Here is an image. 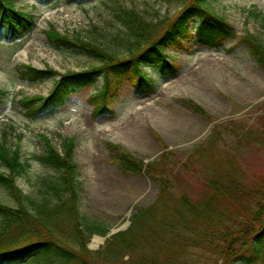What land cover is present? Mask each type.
<instances>
[{
    "label": "rangeland",
    "instance_id": "rangeland-1",
    "mask_svg": "<svg viewBox=\"0 0 264 264\" xmlns=\"http://www.w3.org/2000/svg\"><path fill=\"white\" fill-rule=\"evenodd\" d=\"M10 1L16 9L32 14L35 21V27L17 42L0 39V90L5 93L0 105V142L8 148L18 143L21 161L30 164L16 178L23 193L34 195L41 179L53 174L34 158L43 151L41 134L59 151L62 140L74 138L72 158L78 166L80 213L108 225L110 230L129 224L134 208L151 205L159 189L158 182L144 172H122L112 159L110 143L120 145L145 164L160 162L171 180L174 197L198 199L213 178H227L245 192L246 180L264 176V69L249 56L247 47L238 43L247 29L264 44V0L210 2V9L234 27L236 37L208 48L197 43L196 32L191 29L188 37L179 39L181 46L163 49L179 67L175 74L162 76L157 70L142 68L157 82L152 93L136 96L127 78H113L120 83L108 105L113 113L94 117L88 96L101 85L98 77L94 84L69 95L60 110L36 119L25 115L19 100L46 95L57 76L22 79L17 73L22 64L41 69L48 66L60 73L97 64L73 48L58 49L50 44L45 32L51 25L60 33L80 34L109 51L120 52L130 39L117 18L121 10H134L147 20H155L173 15L179 3ZM188 99L204 109L210 119L195 112L185 102ZM0 201L13 204L2 187ZM94 236L87 244L91 250L105 243L103 239L93 246ZM188 244V264H212L219 258L211 257L194 237Z\"/></svg>",
    "mask_w": 264,
    "mask_h": 264
},
{
    "label": "trees",
    "instance_id": "trees-1",
    "mask_svg": "<svg viewBox=\"0 0 264 264\" xmlns=\"http://www.w3.org/2000/svg\"><path fill=\"white\" fill-rule=\"evenodd\" d=\"M162 1H177L179 7L173 15L155 20H147L134 10H121L117 18L130 39L120 52L109 51L80 34L60 33L51 25L45 32L50 44L58 49L73 48L97 64L65 73L22 64L17 70L22 79L57 76L46 95L21 97L19 104L25 115L31 119L52 115L69 95L94 84L98 77L102 83L88 97L92 115L113 113L108 105L120 86L114 79L127 78L136 96L152 93L157 82L142 68L149 66L162 76L175 74L179 67L163 49L181 46L179 39L188 37L191 29L197 43L208 48L236 37L234 27L210 9L215 0ZM34 27L32 14L16 9L10 0H0V39L13 44ZM238 43H243L249 56L264 69L263 42L246 29ZM4 94L0 90V105ZM185 102L210 119L199 105L189 99ZM39 138L43 151L34 158L53 174L41 179L34 195L23 193L16 184V178L30 165L28 160L21 161L19 144L8 148L0 142V167L4 169H0V187L13 202L0 201V264H188L185 253L192 237L211 257H219L212 264H236L237 260L240 264H264V176L246 180L245 192L227 178H213L198 199L174 197L171 180L160 162L145 164L120 145L110 143L112 159L122 172H144L158 182L159 189L151 205L134 208L126 229L91 250L87 244L92 235L105 236L109 227L80 213L78 166L72 158L74 138L62 140L61 151L46 135Z\"/></svg>",
    "mask_w": 264,
    "mask_h": 264
},
{
    "label": "bare ground",
    "instance_id": "bare-ground-1",
    "mask_svg": "<svg viewBox=\"0 0 264 264\" xmlns=\"http://www.w3.org/2000/svg\"><path fill=\"white\" fill-rule=\"evenodd\" d=\"M103 240L102 237L100 236H94V243H93V246H96L97 244H99L101 241Z\"/></svg>",
    "mask_w": 264,
    "mask_h": 264
},
{
    "label": "water",
    "instance_id": "water-1",
    "mask_svg": "<svg viewBox=\"0 0 264 264\" xmlns=\"http://www.w3.org/2000/svg\"><path fill=\"white\" fill-rule=\"evenodd\" d=\"M125 227H126V225L119 227V228H116V229H112L107 236H110V235H112V234H114L120 230H123Z\"/></svg>",
    "mask_w": 264,
    "mask_h": 264
}]
</instances>
